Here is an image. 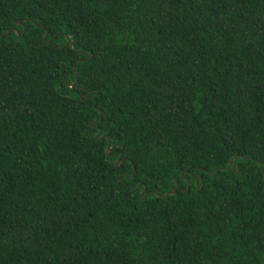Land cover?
I'll list each match as a JSON object with an SVG mask.
<instances>
[{
    "label": "trees",
    "instance_id": "16d2710c",
    "mask_svg": "<svg viewBox=\"0 0 264 264\" xmlns=\"http://www.w3.org/2000/svg\"><path fill=\"white\" fill-rule=\"evenodd\" d=\"M0 264H264V0H0Z\"/></svg>",
    "mask_w": 264,
    "mask_h": 264
},
{
    "label": "water",
    "instance_id": "95a60500",
    "mask_svg": "<svg viewBox=\"0 0 264 264\" xmlns=\"http://www.w3.org/2000/svg\"><path fill=\"white\" fill-rule=\"evenodd\" d=\"M23 31H24V28H23ZM46 35H47V33L45 34V36H44V38L46 37ZM107 149L108 150H110L111 149V147H110V145H109V142H108V145H107ZM230 165V164H229ZM144 190H145V186H144V189H143V191L142 192H144ZM172 193L174 192V189H172V191H171ZM147 194V193H146Z\"/></svg>",
    "mask_w": 264,
    "mask_h": 264
}]
</instances>
